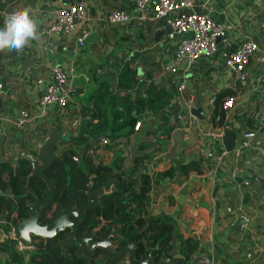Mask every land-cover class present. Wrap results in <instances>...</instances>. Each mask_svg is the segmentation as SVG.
I'll use <instances>...</instances> for the list:
<instances>
[{"label": "crops", "instance_id": "crops-1", "mask_svg": "<svg viewBox=\"0 0 264 264\" xmlns=\"http://www.w3.org/2000/svg\"><path fill=\"white\" fill-rule=\"evenodd\" d=\"M66 1L0 0V28L4 26L5 14L27 7L36 19L39 34L38 39L19 52L0 51V159L14 160L16 145L35 152L52 125L61 133H69L67 137L71 138L59 143L57 149L75 148L83 135L88 136L87 144L77 149L80 156L77 164L89 175L94 174L91 163L93 167L108 166L109 178L118 183L133 165V153L138 151L137 170L151 176L145 213L173 216L183 234L198 242L185 264H200L207 253L213 256L214 264H264V131L259 129L260 141L242 148L239 157L233 151L242 134L256 127L263 105V67L255 59L256 54L247 65V82L238 90L236 104L225 110L223 124L214 126L210 118L215 96L225 90L235 92L231 86L233 74L224 62L226 53L248 39L259 44L258 48L263 46L264 0H196L194 9L208 12L223 23L226 35L218 39L212 54L200 56L185 73L162 71L174 55L177 39L168 36V24L152 17L150 10L141 11L147 15L142 25L106 21L114 8L132 11L129 0H79L87 6L89 22L82 45L77 42L82 35V23L70 34H42V27L53 19V9ZM125 62L139 82L146 80L141 90L149 84L165 91L168 103L160 111L143 116L136 133L114 139L108 136L111 143L103 145L95 141L107 135L91 131L88 123L92 118L86 111L92 109L88 108L90 100L101 83L106 82L109 89L114 86ZM56 65H61L69 76L70 100L63 108L50 105L47 113L40 116L38 101L43 82L38 79L49 81ZM181 81L187 84L186 94L194 95V106L203 107V117L195 115L192 124L178 118V113L187 111L178 90ZM103 104L93 109L100 110ZM21 108H28L32 117L24 126L16 127L13 121ZM219 128L224 129L222 136L210 134ZM226 132L233 133L234 146L222 154L227 150L223 140ZM92 142H95L92 154H84ZM83 155L90 157L84 159ZM190 160L201 163L203 173H192L187 178L160 175L166 166L177 169ZM236 167L238 174L234 173ZM241 214L248 217L246 223L242 224ZM8 236L12 238L10 232ZM14 247L21 252L29 250H22L18 241ZM178 257L183 259L182 255ZM0 264L19 262L0 247Z\"/></svg>", "mask_w": 264, "mask_h": 264}, {"label": "trees", "instance_id": "trees-1", "mask_svg": "<svg viewBox=\"0 0 264 264\" xmlns=\"http://www.w3.org/2000/svg\"><path fill=\"white\" fill-rule=\"evenodd\" d=\"M145 83L146 80L138 81L136 73L128 62H125L119 70L117 80L111 89L106 82L101 83L92 95L93 100L89 99L92 103L88 108L92 109L86 111L92 118L88 123V126L92 127L91 131L103 132L111 139L122 135L128 136L133 133L134 124L140 114L139 110L146 109L147 113L160 111L168 103V93L149 84L147 90H141ZM229 93L225 90L215 96L210 117L214 126L223 124L225 110L222 108V102ZM101 102L104 103L103 106L95 111L93 107H99ZM116 129L118 131L114 132ZM87 140L88 136L83 135L76 142L77 147L64 150L46 169L47 175L56 183L57 194L53 202L43 209L39 220L41 223L49 222L54 218L59 195L68 181L64 204L79 206L86 201L85 190L89 174L78 166L72 156L77 154L78 147L87 144ZM133 156V165L126 169L125 183L111 194L101 195L98 206L86 211V217L79 225V233L92 235L93 230L103 223L94 234L95 237L110 236L116 241V248H121L128 242H135L138 259L151 252L150 264H185L196 250L198 242L190 235L183 234L173 216L145 213L149 200L147 196L151 190V176L148 172L137 170L140 166L138 151L133 153ZM82 157L87 159L90 156ZM89 166L95 173L97 166L93 167L92 163ZM203 171L201 163L190 160L182 163L177 169L168 165L160 171V175L187 178L192 173L201 174ZM109 174L110 168L105 166L104 170L93 179L94 188L103 186ZM121 182L122 179L118 184ZM27 184L40 197L45 196L47 186L41 177L31 174V163L27 158L0 159V227L5 236L0 240V247H4V251L9 252L19 264H109L107 259L103 260L99 250L86 258L78 257L75 248L60 244L59 240L64 237L62 232L46 240H37L32 250L21 252L16 249L14 244L17 239L9 237L8 231L12 224L16 225L22 217L28 215V204L34 200V197L28 191ZM114 192L124 201L125 207L114 203ZM178 252L183 256L179 261H177L179 257L175 256ZM25 253L28 254L27 258ZM163 254L166 255L164 260L167 259V262L159 263Z\"/></svg>", "mask_w": 264, "mask_h": 264}, {"label": "built area", "instance_id": "built-area-1", "mask_svg": "<svg viewBox=\"0 0 264 264\" xmlns=\"http://www.w3.org/2000/svg\"><path fill=\"white\" fill-rule=\"evenodd\" d=\"M133 5L132 11L124 8H114L107 16L106 21L109 23H135L142 25L147 15L142 14L141 11L148 9L152 17L156 19H163L170 27L168 36L177 39V46L171 61L162 67L163 72L169 73H185L193 65V63L202 55L212 54L217 47L219 38L226 35V27L223 23L215 20L208 12L195 10L196 0H129ZM87 6L84 2L79 0H68L53 9L52 21L43 26L41 33L44 35H51L53 33L70 34L77 27L78 23L84 25L82 35L77 38L79 45L83 44V38L87 36V24L89 23L86 16ZM10 14L7 13L5 17ZM85 20V21H84ZM84 21V22H83ZM262 32V48H258L253 40H246L237 48L230 50L225 56V66L231 70L233 74L232 88L234 93H230L223 98L222 108L229 110L232 108L238 99V90L246 84L248 78L247 65L252 57L256 54L255 59L262 65V79L264 83V22L261 24ZM42 92L38 101V115L43 116L47 113L50 105H57L63 108L70 100V85L69 76L61 65L53 66L51 70V79L43 81ZM1 87V85H0ZM187 84L181 81L178 85V90L183 95V105L187 111L178 113V118L181 122L188 121L194 123L196 116L189 112L195 106V99L192 93L186 94ZM140 114L136 120L133 132L140 130L143 116L147 114L146 109L139 110ZM31 111L28 108H21L17 117L13 121L16 127H22L25 123L31 120ZM259 129L264 131V88H263V105L258 115L257 125L254 128L246 130L237 146L233 149L235 156L239 157L241 149L249 147L252 143L257 144L260 141ZM0 132L2 127L0 126ZM224 129L219 128L216 132H211L212 136H222ZM95 142L103 145H108L111 140L108 136H100ZM89 144V148L85 149L84 154H92L93 144ZM203 143L199 144L202 149ZM228 150H223L222 154H226ZM73 160L78 161L80 156L73 155ZM239 169L236 167L234 173L238 174ZM245 184L248 181H244ZM242 224L248 221V217L240 215ZM14 224L11 225L10 234L12 235ZM19 247L22 245L19 243ZM213 256L205 255L200 259V264H214ZM124 264H131L126 258Z\"/></svg>", "mask_w": 264, "mask_h": 264}, {"label": "water", "instance_id": "water-1", "mask_svg": "<svg viewBox=\"0 0 264 264\" xmlns=\"http://www.w3.org/2000/svg\"><path fill=\"white\" fill-rule=\"evenodd\" d=\"M166 29H169L168 25ZM258 45L259 44H257V46ZM202 111L203 107L201 105L191 109V112L199 118L203 117ZM74 126H76V123H74ZM66 134L67 133L57 131L55 125H52L43 142H39L38 148L35 152L23 149L19 145H16L17 151L14 160L22 157L27 158L31 163V174L41 177L47 188L45 196L40 197L33 188L27 184V189L33 194L34 200L28 204V215L22 217L14 226L12 237L17 239L22 246L30 248L34 247L37 240H46L47 238L54 237L62 232L64 233V237L59 240L60 244H67L69 247L75 248V253L78 257L86 258L87 256H91L98 249L102 258L107 259L109 264H124L125 258H128L131 264H150L152 253L149 252L138 259L136 257L135 242H128L123 247L116 248V241L109 236L103 239H92L93 234L101 228L103 223L100 227L93 230L92 235L79 233V225L86 217V211L98 206L101 195L109 194L107 192L114 191L126 181V177H123L121 184H118L114 182L113 178H108L103 186L94 188L93 179L98 173H100V171L104 170V166H98L96 172L93 175H89L87 189L85 190V202L79 206H68L64 204L63 199L68 188V181L59 195L58 208L54 218L46 223H41L39 221L43 209L53 202L57 194L56 183L47 175L46 169L50 166L53 160L60 156L64 151L63 146L57 149L58 144L66 143L71 140ZM233 138L234 135L231 132H226L223 136L224 145L229 151L232 150L234 146ZM113 196L115 204L125 207L124 201L117 197L116 192L113 193ZM237 226L240 227L241 223ZM90 240L92 241L90 242ZM175 256L181 255L176 254ZM165 258L166 255L163 254L159 263H164ZM177 261H179V259H177Z\"/></svg>", "mask_w": 264, "mask_h": 264}, {"label": "clouds", "instance_id": "clouds-1", "mask_svg": "<svg viewBox=\"0 0 264 264\" xmlns=\"http://www.w3.org/2000/svg\"><path fill=\"white\" fill-rule=\"evenodd\" d=\"M38 35L30 10L27 7L16 9L5 17L4 26L0 28V51L9 49L19 52L30 41L38 39Z\"/></svg>", "mask_w": 264, "mask_h": 264}, {"label": "rangeland", "instance_id": "rangeland-1", "mask_svg": "<svg viewBox=\"0 0 264 264\" xmlns=\"http://www.w3.org/2000/svg\"><path fill=\"white\" fill-rule=\"evenodd\" d=\"M66 136H69V133H67ZM9 232H11L10 229H9V231H8V234H9ZM1 233H2V231H1V227H0V240L2 239V238H1ZM4 237H5V236H4ZM4 237H3V238H4ZM18 243H20V242L18 241ZM20 244H21V243H20ZM25 248H27V247L22 246V250H24ZM28 249H29V250H32V249H34V247H30V248H28ZM26 251H28V250H26Z\"/></svg>", "mask_w": 264, "mask_h": 264}, {"label": "flooded vegetation", "instance_id": "flooded-vegetation-1", "mask_svg": "<svg viewBox=\"0 0 264 264\" xmlns=\"http://www.w3.org/2000/svg\"><path fill=\"white\" fill-rule=\"evenodd\" d=\"M107 193H110V194H111V192H107ZM100 197H101V196H100ZM109 237H110V236H109ZM92 239H103V238L95 237V235L93 234ZM111 239H112V238H111ZM36 240H37V239H36ZM91 241H92V240H90V242H91ZM97 250H98V249H97ZM97 250H96V251H97ZM96 251H95V252H96ZM95 252H94V253H95ZM94 253H93V254H94Z\"/></svg>", "mask_w": 264, "mask_h": 264}]
</instances>
